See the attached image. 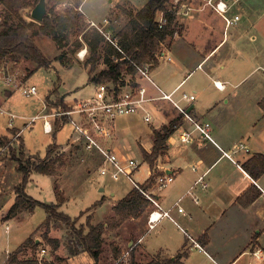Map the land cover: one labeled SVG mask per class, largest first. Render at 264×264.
Masks as SVG:
<instances>
[{
    "label": "crops",
    "instance_id": "1",
    "mask_svg": "<svg viewBox=\"0 0 264 264\" xmlns=\"http://www.w3.org/2000/svg\"><path fill=\"white\" fill-rule=\"evenodd\" d=\"M218 1L226 5L224 13L211 6ZM110 2V11L116 9L117 4L125 3L133 9L143 6H135L129 0ZM68 3L79 4L85 17L89 18L83 10L84 0ZM173 4L177 7L175 21L179 33L160 46L161 57L150 68V73L159 71L158 87L164 93L173 92V99L185 108L194 121L202 125L209 123L211 138L205 137L167 99L147 103L148 110L151 107L149 122H145L140 114L115 120L110 148L126 157H136L137 153L141 159L138 160L139 166L142 161L148 165L140 150L151 152L152 130L173 121L172 132L166 140L167 149L155 159L152 168L148 165L147 177L152 176L154 181L151 184H154L159 174L174 176L173 182L160 192L150 191L160 206L169 210L172 219L162 217L149 228L150 203L139 217L126 219L122 225L132 223V233L136 235L131 238L128 251H141L140 257L146 260H139L140 264L153 258L160 261L173 259L177 254H183L180 258L182 264H264V172L253 178L243 168V163L254 154H264V54H260L259 46L255 43L259 38L264 39V0H173ZM223 16L229 18L231 23H226ZM234 16H238V19L235 20ZM3 67L0 66V72L5 74ZM252 76L255 78L249 80ZM215 81L223 87H216ZM143 83L150 95H159L151 84ZM2 87L0 107L5 97L12 93L10 85L2 83ZM183 92L193 94L194 98L181 99ZM57 95L63 98V102L73 101L60 94L58 89ZM46 104L51 106V111L55 109L47 101ZM169 104L175 111L172 116L164 112ZM157 116L161 122L155 127L153 121ZM126 117H134L132 121L137 118L143 120L150 130L141 131L134 138L128 137L129 130H135L132 126L134 123L131 122L130 127L119 126L118 123L119 119ZM50 120L53 121V118ZM65 123L59 124L54 119L53 137ZM182 132H185L184 140L179 137ZM52 143L61 145L60 153L57 152L61 155L71 144L75 147L79 145L73 131L65 144ZM91 154L100 160L97 154ZM60 162L62 164L56 174L47 175L53 178V188L54 182L58 184V177L61 176L59 169L66 165L62 159ZM74 172L78 173L75 169ZM33 173L38 172L32 171L29 176ZM147 179L140 185L145 184ZM60 184L57 186L58 196L54 188L59 205L64 200L60 196L64 192ZM149 188L150 185L145 190ZM115 204H111L110 215ZM178 206L182 211L177 210ZM9 208L3 211L5 214L1 217L8 226L9 220L20 218L24 212H31L23 211L17 216L4 218ZM6 225L5 231L8 232L10 226L6 229ZM41 225L14 250H2L0 264H4L8 256L29 237L40 242L39 248L46 241L42 233L34 236ZM155 230V237L149 240L150 233ZM37 248L24 247L17 253V260L42 259L34 254ZM58 249L59 245L54 249V254ZM41 250L40 256L43 255ZM82 251V248L76 253L68 250V259ZM123 255L124 252H121L116 259ZM45 264L52 263L48 261Z\"/></svg>",
    "mask_w": 264,
    "mask_h": 264
},
{
    "label": "rangeland",
    "instance_id": "2",
    "mask_svg": "<svg viewBox=\"0 0 264 264\" xmlns=\"http://www.w3.org/2000/svg\"><path fill=\"white\" fill-rule=\"evenodd\" d=\"M68 1L75 3L78 0H64L63 2H59V0H45L46 9L48 10L53 7L57 11H62L66 6H69L70 3ZM110 1L84 0L83 10L87 14V17L97 22L106 17L109 21L106 29H109L113 34V32L123 26L126 22V17L120 14L118 9L110 11L112 3ZM129 1L139 7L147 0ZM31 9L32 7H29L23 9L21 12L28 17ZM3 16L4 12L0 6V19ZM177 36L178 33H175L173 38ZM34 42L44 57L50 61L49 67H40L30 73L35 64L28 60L22 59L17 63L5 61L3 63V71L6 75L9 73L15 75L17 80H20L22 83L21 88L23 86H35L37 95H22L21 88H14L13 85H10L9 88L12 90V93L9 97H5V101L1 104V108L13 114L14 119L10 128L8 125L9 118L7 115L0 113V138H6L9 141L7 145L10 146V148H7L8 146H1L3 150L0 153V252L4 249L8 251L14 250L46 218L44 209L38 205L31 212H24L20 218L9 220L7 223L10 229L8 232L5 231L6 222L2 221L1 217L5 214L3 211H6L13 203L15 197L14 188L20 183L22 177L16 169V162L13 160V157L23 155L22 160L29 159L31 162H33L31 156L35 154L43 158L48 144L52 142L65 144L72 132V126L69 123H65L53 137L52 132L45 133L43 131L42 119L39 118L30 123L31 117L43 112H51L52 108H50L51 106H47L45 97L48 95L51 102L61 97L52 93L54 85L56 86L55 90L58 89L60 94H65L68 99H72L73 101L92 96L95 92V83L88 81L87 71L84 68L85 57L81 59L78 53L73 55L66 54L63 59L64 65H61L56 60L58 51L54 41L50 37L38 34L34 37ZM255 43L259 46L260 54H264V39L259 38ZM103 67V63L100 62L98 68ZM156 72L157 75L150 73V77L157 86H160L158 80L159 71L157 70ZM254 78L255 76H252L249 80H253ZM2 83L5 84L4 80L0 79L1 91L3 88ZM150 108L149 106V111H151ZM164 112L168 116L175 114L174 108L170 104L165 107ZM132 118L134 117L118 120L119 126L124 127H130V123H134L132 126L135 130H129L131 132L128 133V137L134 138L137 133L150 130V126L143 120L137 118L135 121H132ZM160 122L161 118L157 116L154 118L153 125L157 127L160 125ZM19 129H21V132ZM60 146L57 144L58 149H56V153L54 154L60 153ZM140 154L142 155V150H140ZM135 155L137 160H141L137 153ZM61 157L66 165L58 171V174L61 176L58 177L59 182L57 185L59 186V183H61V189L64 191L60 193L61 198L64 200L59 205L58 211L68 215L72 219L77 218L74 224L75 228L82 227L84 232H87L89 225L103 222L104 218L111 213V204L117 202L119 198L125 195L131 188V184L124 177L114 180L107 175L99 174L97 166L100 160L91 154V152L85 150L81 143L77 147L71 144ZM74 169L78 171L77 174H75ZM148 171V165L142 161L139 168L133 174L134 180L142 184L148 177ZM88 172L90 173L87 174ZM52 179L45 174L33 173L29 176L25 185V192L40 202L57 204L59 201H57L55 196ZM156 190L155 184H151L148 191L154 192ZM101 198H104L101 203L88 209ZM133 229L132 223H126L125 225L121 224L116 229L104 230L102 234V253L98 264H119L121 262L128 264L130 262L128 244L131 238L136 236L132 233ZM45 230L46 227L44 225L40 226L34 236H39ZM155 232L156 230L150 233L149 240L155 237ZM48 235L57 240L59 249L54 254L53 245L45 241L35 250L34 254L36 257H42L43 261H51L52 264H93L90 254L86 251L79 252L68 259V250L78 242L75 231L68 224L58 219L54 220L49 225ZM78 246H80L79 243ZM43 248L45 252L40 256V250ZM116 251L119 254L124 252V255L116 259ZM140 252L137 250L134 253V260L137 264H140L139 260H146V258L140 257Z\"/></svg>",
    "mask_w": 264,
    "mask_h": 264
},
{
    "label": "trees",
    "instance_id": "3",
    "mask_svg": "<svg viewBox=\"0 0 264 264\" xmlns=\"http://www.w3.org/2000/svg\"><path fill=\"white\" fill-rule=\"evenodd\" d=\"M38 0H0V6L3 9L4 16L0 21V66L5 61L14 63L20 60H28L35 64L31 70L40 67H49L50 61L46 59L41 50L36 46L34 37L43 34L50 37L58 51L56 60L63 64V59L67 55L77 53L82 47L86 46L87 55L84 59V67L87 69L88 81L92 83L110 82L113 85L122 84L120 78L125 74L133 75L136 65L149 64L150 68L158 62L160 46L168 39L170 40L175 33H179L175 21L177 7L173 0H147L139 9H133L124 4H117L118 12L126 17L123 26L111 33V40L116 46L109 42L98 30L88 27L86 18L82 12L77 9V5L69 4L64 10L57 11L53 7L47 10V14L42 21L33 20L30 15L26 17L22 14L23 9L33 7ZM64 0H59L63 2ZM183 0H179L181 2ZM158 14L166 19V23L161 27L158 23ZM103 63V68H98L99 63ZM54 85L52 93L57 94ZM45 100L54 108L63 106V98H57L53 102L49 101V96ZM173 121L168 125H163L159 129L152 130L153 146L150 153L142 150L143 159L149 167L154 166L155 159L167 149L166 140L172 132ZM6 138H0V146H8ZM57 144L50 143L46 147L45 156L39 157L37 154L31 156L33 162L29 159L22 160V156L13 157L16 162V169L21 174V181L14 188V201L7 211L4 218L17 216L23 211H32L35 206H41L46 218L41 226L46 230L42 232L43 239L47 243L58 247L55 238L48 237V228L51 222L58 219L68 224L76 233L77 244L71 247L73 253L82 248L92 257L94 263L98 264L102 253V234L104 230L118 228L126 219L139 217L148 207L149 201L137 188L130 189L125 196L119 199L112 207V215L106 216L103 222L89 225L87 232L83 228H75L74 224L77 218H71L68 215L57 210L59 204L43 203L35 200L25 192V185L29 174L34 171L46 175H55L57 168L62 164L61 154H54ZM243 168L253 178H257L264 172V154L256 153L243 163ZM153 177L149 176L146 183L140 185L145 189L153 183ZM57 183L54 182V188L57 192ZM59 199V198H58ZM103 198L94 203L90 208L101 203ZM78 243L80 246H78ZM40 242H36L31 237L27 238L12 254H10L4 264H45L42 259L37 258L28 261H18L17 253L24 247L36 249ZM130 262L128 264H137L134 260V252L130 251ZM115 252V257L119 256ZM183 254H177L174 258L160 261L153 258L144 264H182L180 258ZM119 264H123L122 262Z\"/></svg>",
    "mask_w": 264,
    "mask_h": 264
},
{
    "label": "built area",
    "instance_id": "4",
    "mask_svg": "<svg viewBox=\"0 0 264 264\" xmlns=\"http://www.w3.org/2000/svg\"><path fill=\"white\" fill-rule=\"evenodd\" d=\"M211 6L221 13H224L226 10L225 3L219 1L215 4H211ZM77 9L82 12L80 5ZM223 17L226 23H231L229 18L226 16ZM234 19H238V16H234ZM86 21L88 27L98 30L109 42L113 43L116 48L120 50L116 43L111 40L110 30L106 29V25L109 22L106 17H103L99 22L89 18H86ZM158 23L160 27L166 23V19L161 14L158 16ZM77 53L79 57L83 59L87 55L86 46L82 47ZM160 57L159 54L158 59H160ZM132 64L136 71L133 75L125 74L123 78H120L119 80L123 82L122 84L119 83L115 86L110 82L96 83L95 92L92 96L70 103L63 102V106H58L49 113H41L32 116L30 123L34 122L36 119H42L43 131L45 133L52 132L54 119H57L59 124L64 122L69 123L72 126L75 141L81 143L85 150L97 154L100 158V162L97 166L99 174L107 175L114 180L124 177L134 188L139 189L146 197L152 205V209L148 213V226L151 228L162 217H168L170 219H172V217L169 214V210H164L160 206L158 199L153 193L147 190L143 191L140 188V184L134 180L133 174L139 167L137 158L134 156H123L115 149L110 148V137L112 136L115 120L122 116L141 114L142 119L145 122H149L151 120V114L147 108V103L155 99H167L187 120L192 122L195 128L205 137H211L208 133L209 123L205 122L202 125L194 121L185 111V108L181 106L177 100L173 99V92L164 93L153 82L150 77L149 64L140 66L135 63ZM0 79H3L6 85H13L14 88H21V81L17 80V77L13 74L9 73L6 75L0 72ZM143 82L151 84L153 88L159 92V95H150L148 87ZM214 84L216 87H223V85L217 81H215ZM21 94L25 96L37 95L36 87L23 86L21 88ZM180 98L183 100H192L194 95L183 92ZM0 113L8 116V125L11 127L14 115L3 110L1 107ZM50 118H53V121H51ZM184 135L185 132L180 134L179 137L181 140L186 138ZM2 150L3 148L0 146V153ZM173 180L174 176L172 174L162 173L156 176L154 184L157 190H161L171 184ZM177 210L182 211V208L178 206ZM8 228L9 226L6 225V229ZM191 240L195 243L192 238ZM44 252L45 250L42 249L41 254Z\"/></svg>",
    "mask_w": 264,
    "mask_h": 264
},
{
    "label": "water",
    "instance_id": "5",
    "mask_svg": "<svg viewBox=\"0 0 264 264\" xmlns=\"http://www.w3.org/2000/svg\"><path fill=\"white\" fill-rule=\"evenodd\" d=\"M46 14L47 9L45 0H38L30 11V17L37 22L42 21Z\"/></svg>",
    "mask_w": 264,
    "mask_h": 264
}]
</instances>
